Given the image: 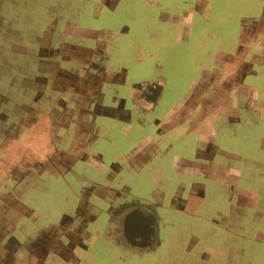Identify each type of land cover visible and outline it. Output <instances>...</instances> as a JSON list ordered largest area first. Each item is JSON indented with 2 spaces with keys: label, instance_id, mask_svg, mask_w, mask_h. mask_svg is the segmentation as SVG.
Instances as JSON below:
<instances>
[{
  "label": "rangeland",
  "instance_id": "1",
  "mask_svg": "<svg viewBox=\"0 0 264 264\" xmlns=\"http://www.w3.org/2000/svg\"><path fill=\"white\" fill-rule=\"evenodd\" d=\"M193 3L0 0V264H264L260 137L264 136V116L260 123L256 115L241 112L230 121L225 114L231 109L221 103L226 102L221 96L220 104H211L213 134L206 133L199 140L195 130L187 129L184 140L176 147L173 143L167 153L179 156L184 150L183 156L192 159L193 165L211 171L234 166L238 172L232 192L236 195L229 198L228 184L214 173L186 174L181 181L170 182L169 163L174 156L166 154V160L156 164L163 176L158 182H163H156L155 191L160 201L170 197L172 203L160 209L166 210L160 240H155L152 249L135 252L118 244L106 229L103 212L110 200H98L99 218L88 231L85 214L96 205L87 203V209L86 204L78 205L80 200H95L99 193L110 196L118 185L126 202L136 197L144 200L152 193L156 178L149 182L136 174L128 186L118 182L125 170L118 158L157 139L160 131L154 125L164 120L176 101L181 104L180 97L192 91L215 53L219 59L218 54L233 53L239 46L252 47L246 39L264 41L262 0ZM192 5L198 9L192 18L175 24L170 16L164 17L166 12L192 10ZM262 54L261 66L254 65L247 83L264 82V49ZM119 71L125 74L124 84L116 86L110 78ZM64 72L79 82L75 83L78 91L67 98V93L58 90L67 81L59 75ZM145 81L157 86L148 96L144 94V104L150 105L133 108ZM52 83L58 88L52 89ZM61 95L71 106L66 111L67 125L60 124L62 110L53 109ZM116 96L119 103L113 100ZM51 111L59 123L52 118L48 124L42 121ZM178 111L169 115L171 120L184 115ZM228 152L238 154L236 159L230 162ZM100 164L104 172L98 171ZM185 185L198 188L185 189ZM191 192H196L197 200L175 210L183 198L192 200ZM139 208H133L127 228L122 229L129 243L134 242L130 239L136 235L134 227L141 231L143 225L152 223L149 219L141 223L148 215ZM88 218L93 219L92 215ZM80 230L87 236L85 243L72 251L81 242ZM137 238L136 243L141 237Z\"/></svg>",
  "mask_w": 264,
  "mask_h": 264
},
{
  "label": "crops",
  "instance_id": "2",
  "mask_svg": "<svg viewBox=\"0 0 264 264\" xmlns=\"http://www.w3.org/2000/svg\"><path fill=\"white\" fill-rule=\"evenodd\" d=\"M262 3H263L262 10H264V0H262ZM189 8L192 9L189 10L190 12L187 10L184 11V13L166 12L167 14L164 17L170 16L171 23L176 24L178 23L179 20H183L187 17L192 18V14L198 10L197 6L195 5L193 8L192 7ZM244 38L246 39V37ZM246 40L249 42L250 45H252V47L249 46L247 50L246 49L244 50L242 46H239L234 50L233 53L218 54L219 55L218 57H220L219 59H216L217 53H215L214 60L211 63L210 67L209 66L206 67L204 71L201 70L202 74H200L199 76L200 79L196 81V83L194 84L195 87H193L192 91L188 94L185 93L180 97L181 101L179 103L181 104H178V101H176L175 104L171 108H169L168 111L169 113L164 118V120L157 121L156 123L157 125H154L155 130L160 131L157 139L151 140V143H147L143 145L142 147L136 149L135 152H129L124 157L121 156L118 158V161H121L122 163L123 169H125L122 180H118V182L120 184L124 182L126 186H128V184H131L133 180H136L135 178L138 176L136 174H139L140 178L145 177L146 181L148 180L149 182L152 181L151 180L152 178H156L153 184L151 183L152 188L150 189V191L152 193H149L144 200L138 199L136 197L133 199V201L126 202L124 200L125 192L122 191V188L118 185V187H115L117 189H111L112 194H110V196L108 193L107 195L106 194L102 195L101 193H99L100 197L96 198L93 201L88 200L87 202V200L86 201L80 200L78 202V205L86 204L85 207L86 209H87V203L96 205L94 209L88 208L89 209L87 210L88 212L86 211L87 213L85 214V218L87 224L85 228L87 231L89 229H92L94 223L96 224L98 221L99 210H98L97 202L99 199H102L104 202L107 200L111 201L108 204L107 210L103 212V216L104 215L107 216L105 221L106 229H110L111 232L116 236L118 244L119 242L120 244L123 243L122 244L123 247L127 246V248L129 247L131 250H134V252L136 249H138L139 251L144 250L135 247V245L133 244H129L121 239H118L119 236L122 238L121 234H122V229L124 228L123 223L124 221H126L127 216H129L130 212L134 210L133 208H137L138 206L140 207L139 208L140 213L142 209L143 211L142 213H146L148 215V218H143V220L147 222L149 219L152 221V223L150 224L155 225L156 227L155 240L156 239L160 240L159 233H160V227L162 225L161 223L166 219V214H165L166 210L160 212V209H162L163 206L164 209H166V206H168L167 204L172 203L171 201L172 198L167 197L166 199L168 200L165 199L163 202L160 201V199H158L159 194L155 191L156 189L155 186L157 184L156 182H158L157 178H162L163 176L160 175L161 172L160 170L162 168L161 167L158 168L157 166L159 165L156 164H159L160 159L162 158L166 160L167 155L174 156L172 164L169 163L172 167V169L169 171L170 177L172 178L170 182H173V180L179 182L181 181L180 179L183 178L186 174L188 175L196 174L202 177V175L209 176L208 173L210 174L214 173L216 178L220 180V182L228 184L229 198L231 195H236L232 192V188L235 187V183L237 182L236 177H234V174L238 172V170L234 166H226L225 168L218 167L216 169H212L213 171H211V169L202 168L200 164L193 165L192 159L190 160L189 157L183 156V152H184V150L182 151V149H184L183 144L181 146L182 152H180L181 154L179 156H175L174 155L175 153L173 152L172 153H167V152L173 150V143H174V147H176L175 143H178L179 140L181 142L184 140L183 135L185 133L187 134V132H185L187 129H189V131L195 130L197 132L195 135L197 137L196 139L199 138V140L203 138L204 137L203 135H205L206 133L213 134L212 129H210V122H209L211 115L212 114L214 115V109H212L213 106L211 104H220L218 100H220L222 97L226 99V102L224 101L221 103L228 104L227 107L231 109V112H227V114H225L226 113L225 111L224 113L225 117L229 118L230 121L235 120V116L237 115V113L242 114L241 112H244V113H250L251 117L256 115V120H258L261 123L260 118L264 116V104H256V101L264 100V82L263 80L258 81L255 78L256 80H250L252 82L247 83L246 79L251 78L252 74H254V70H253L254 65L257 64L261 66L260 64L262 60L260 59L261 56L263 55L262 51L264 49V41L263 40L260 41L257 38H253V39L250 38ZM253 49L254 51L251 52L250 54L249 52L252 51ZM256 61H260V62L258 63ZM59 75L63 77V79L67 80L64 84H62L63 87L58 89L61 92V94L67 93L66 96L67 98L72 92L78 91V86H75V83H79V82L74 81L72 76H69L66 72L60 73ZM123 76H125V74H123L120 71L113 72L110 81L113 82L116 86L123 85L124 84V80L122 79ZM95 78H96L95 83L96 82L98 83L97 80H99V77H95ZM260 85L263 86L259 87ZM55 88L58 87H56L55 84H53L52 89ZM141 88H143L142 90H144L142 92L143 94L141 95V99L137 100L138 104H131L133 108L137 106H141L143 108L149 107L150 104H144L145 103V100H143V98L145 97L144 94L148 96L150 94V91H156L157 86L151 82L147 83L145 81L143 82V86ZM116 93L118 92L116 91ZM118 96L113 97V100L116 101V103H119L120 101V98ZM63 99H65V96L63 95H61V97H58V99H56L53 103V109L62 110L63 119H61L60 124L67 125L69 116L68 117L66 116V111L67 109L71 108V106L70 105L68 106L67 100H63ZM121 101H123V99ZM178 109H180V111H182L184 115H181L179 117H176L174 120H171L169 115L172 113H175V115H177L179 112ZM52 112L53 111L47 114V118L42 121L48 124L49 120L53 119L52 120L53 122L59 123L56 122L57 118H55V113ZM238 122L243 123L240 120V118L238 119ZM159 126H161V129L159 128ZM199 126H202L203 131L202 130L199 131ZM173 130L176 131L177 133L174 132L173 134L172 133ZM168 134L171 135V139L167 136ZM260 137H262L261 148H264V136H260ZM191 149L192 146H190L189 150L191 151ZM194 150H196L195 146H194ZM228 153L232 155L229 158L230 162L236 159V156L238 155L236 153H231V152ZM121 158L123 159V161ZM98 171L100 172L105 171L103 164H100L98 166ZM120 171L121 170H119L118 172ZM227 177H229L230 180H227ZM174 178H176V180ZM166 180L167 179L164 176V182ZM160 182H163V180H160L158 183ZM176 183H174V185ZM191 183L193 184V182ZM165 185L166 183L164 185L161 183L160 187L161 186L165 187ZM92 187L93 186L90 185L89 188ZM186 188L197 189L198 187L195 185H185V189ZM127 191H132V189L128 187ZM128 193L129 192H127V194ZM196 195H197L196 192L193 193L191 192L189 196L190 198H192V200H188V198L185 197L183 198L179 207H174V209L183 210L186 207L187 201L193 202V200H197L198 197H195ZM149 200H152V203ZM142 201H144L145 203L143 204ZM91 215L93 219H89V218L87 219V217L91 218ZM81 232L82 231L80 230L79 233ZM86 237L84 235V232H82L79 235V238H82L80 244H76L72 246V251H74L73 248H76L77 246L83 247L82 241L85 243V240L83 239H86ZM154 244L155 242L150 244L151 249L154 247Z\"/></svg>",
  "mask_w": 264,
  "mask_h": 264
},
{
  "label": "flooded vegetation",
  "instance_id": "3",
  "mask_svg": "<svg viewBox=\"0 0 264 264\" xmlns=\"http://www.w3.org/2000/svg\"><path fill=\"white\" fill-rule=\"evenodd\" d=\"M194 0H189V2L193 3ZM194 4V3H193ZM192 8L194 7V5L191 6ZM130 214H133L132 211L130 212ZM129 214V215H130ZM129 218V216H127L126 220ZM142 224L146 223L145 221L141 222ZM143 228L144 230H141L140 231V227L137 226L136 229L135 227L133 228V233H135L136 235L139 234V236H146V243H148L147 245H142V246H135L137 248H140V249H151V243L155 242V225L154 224H147L146 225H143ZM133 236V235H132ZM138 236V237H139ZM137 238V237H136ZM138 239V238H137Z\"/></svg>",
  "mask_w": 264,
  "mask_h": 264
},
{
  "label": "water",
  "instance_id": "4",
  "mask_svg": "<svg viewBox=\"0 0 264 264\" xmlns=\"http://www.w3.org/2000/svg\"><path fill=\"white\" fill-rule=\"evenodd\" d=\"M123 227H124L123 229L127 228V227H126V221H124V223H123ZM138 236H139V235H135V236L133 235V236L130 237V239H131V240L133 239V241L135 242V239H136V237H138ZM140 237H141V238H140V241H139L138 243H136V242H135V243H134V242L132 243V241H130V242H131L133 245L138 246V247H139V246H142V245H147L148 243H146V241H143V237H142V236H140ZM122 238H123L122 240H123L124 242L129 243V242H128L129 240L126 239V237L123 236ZM131 243H129V244H131Z\"/></svg>",
  "mask_w": 264,
  "mask_h": 264
}]
</instances>
